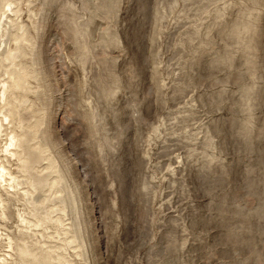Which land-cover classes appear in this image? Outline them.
Instances as JSON below:
<instances>
[{"label":"rangeland","instance_id":"rangeland-1","mask_svg":"<svg viewBox=\"0 0 264 264\" xmlns=\"http://www.w3.org/2000/svg\"><path fill=\"white\" fill-rule=\"evenodd\" d=\"M0 164V264H264V0H0Z\"/></svg>","mask_w":264,"mask_h":264},{"label":"bare ground","instance_id":"bare-ground-1","mask_svg":"<svg viewBox=\"0 0 264 264\" xmlns=\"http://www.w3.org/2000/svg\"><path fill=\"white\" fill-rule=\"evenodd\" d=\"M12 135H13V134H12ZM10 137H11L10 139L12 140V137H13V136H10ZM13 138H14V137H13ZM12 141H13V140H12ZM12 141H11V142H12ZM5 171H6V170H5ZM7 173H8V172H7ZM4 175H5L4 167H3L2 164H0V179L3 178ZM7 175H9V174H7ZM7 175H6V176H7ZM13 180H14V179H13Z\"/></svg>","mask_w":264,"mask_h":264}]
</instances>
